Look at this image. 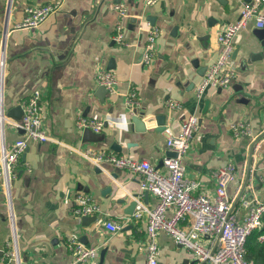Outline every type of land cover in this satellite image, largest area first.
Wrapping results in <instances>:
<instances>
[{"label": "crops", "instance_id": "crops-1", "mask_svg": "<svg viewBox=\"0 0 264 264\" xmlns=\"http://www.w3.org/2000/svg\"><path fill=\"white\" fill-rule=\"evenodd\" d=\"M250 1L159 0L147 6L145 0H0V42L6 37L0 52V155L21 137L13 123L35 91L42 93L45 129L55 140L30 143L16 178L8 184L0 177V264H76L70 239L97 247V264H144L145 222H126L135 211L140 176L111 166L99 169L78 152L106 150L164 170L170 153L166 130L179 134L180 122L191 115L200 118V130L184 163L200 192L213 196L217 168L248 165L255 138L253 182L264 199V39L255 22L235 39L231 86L210 87L202 98L195 94L219 57L217 33L235 23ZM53 2H62V8L40 28L15 30L27 7ZM116 5H124L127 18L120 19ZM120 22L123 43L116 40ZM148 24L160 36L155 59L144 65ZM100 70L115 72V94L100 90L95 80ZM131 90L145 117L165 116L164 131H157L156 122L146 124L145 132L135 130L134 111L126 105ZM168 101L180 108H168ZM79 117L102 120L104 128L99 134L79 129ZM236 124L248 125L252 135L236 137ZM79 193L99 204L95 221L74 215ZM141 200L148 207L157 204L149 193ZM107 220L125 222L123 230L107 231ZM159 247L158 264H200L165 234ZM12 252V261L4 259Z\"/></svg>", "mask_w": 264, "mask_h": 264}, {"label": "built area", "instance_id": "built-area-1", "mask_svg": "<svg viewBox=\"0 0 264 264\" xmlns=\"http://www.w3.org/2000/svg\"><path fill=\"white\" fill-rule=\"evenodd\" d=\"M159 0H145L147 6L154 5ZM264 0H251L242 6L238 20L217 33L220 46L218 59L209 66L203 80L197 86L195 94L202 98L205 91L227 89L235 76V39L247 28L250 22H255L257 28H264V14L261 8ZM62 8V2H53L25 9L24 19L15 26V30H33L40 28L49 18ZM121 20L127 18L124 5H116ZM149 25V24H148ZM150 26V25H149ZM122 23H118L116 40L124 41ZM160 31L154 27L148 29L146 43L141 56V64L150 65L156 56V44ZM0 42V52L3 43ZM96 83L107 90L109 94L117 91L118 79L113 71L100 70L95 75ZM126 105L131 111L141 105L137 93L131 90L126 96ZM170 109L180 108L177 101H168ZM23 116L13 125L22 132L21 137L10 149L4 148L0 155V177L5 176L10 184L16 178V168L22 155L30 143H46L53 140L45 129L42 93L35 91L27 103L22 104ZM181 131L174 135L167 129L166 148L175 157L167 156L163 160V168L159 169L150 162L133 157L117 155L106 150L79 151L83 158L99 169L105 170L111 166L117 170L128 171L140 176L139 195L133 196L136 202L134 213L126 222L143 220L146 228L144 264H158L160 256L159 236L165 234L174 243L187 250L200 264H255L247 258V242L250 236L263 228L264 199L255 191L254 170L246 164L238 169L232 162L226 163L213 171L215 190L213 196L200 192V184L187 176L184 163L193 139L200 130V118L191 115L180 122ZM77 127L99 134L104 128L102 120L79 117ZM236 137L252 135L248 125H232ZM252 143V162L255 158L257 145L255 138ZM233 188V191L230 189ZM145 193L152 194L157 199L154 207L142 203ZM74 215L79 217H97L101 208L94 198L79 193L74 200ZM125 222L107 220L104 226L112 234L120 233ZM264 241V235L259 236ZM67 247L75 258L76 264H97V247L86 246L76 239H70ZM4 259L15 257V253L6 254Z\"/></svg>", "mask_w": 264, "mask_h": 264}, {"label": "water", "instance_id": "water-1", "mask_svg": "<svg viewBox=\"0 0 264 264\" xmlns=\"http://www.w3.org/2000/svg\"><path fill=\"white\" fill-rule=\"evenodd\" d=\"M258 36L261 39H264V29L259 30ZM264 45V43H263ZM101 91L107 92V90L103 87L100 89ZM20 110V115L16 117L19 121L22 119L23 116V109L22 107H19ZM146 112L144 110H139L135 109L134 114L131 117V122L134 125V128L137 132H145L147 130L146 124H150L152 122H156V129L159 132H162L166 129V124H165V116H157V117H145ZM89 132H92L90 130H86ZM253 147H251V154L249 158V164H248V169H251V164H252V154H253ZM168 156L175 157L174 153H169ZM254 175H256V171L254 172ZM134 208H136V202L133 203ZM83 219L88 220V221H95L96 217H84Z\"/></svg>", "mask_w": 264, "mask_h": 264}, {"label": "trees", "instance_id": "trees-1", "mask_svg": "<svg viewBox=\"0 0 264 264\" xmlns=\"http://www.w3.org/2000/svg\"><path fill=\"white\" fill-rule=\"evenodd\" d=\"M260 235H264V225L261 230L255 231L247 242V258L255 264H264V241L259 240Z\"/></svg>", "mask_w": 264, "mask_h": 264}]
</instances>
